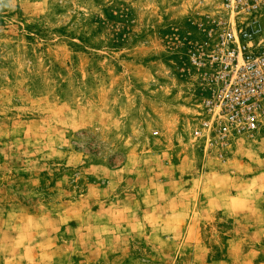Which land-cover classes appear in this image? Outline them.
<instances>
[{
	"label": "rangeland",
	"instance_id": "1",
	"mask_svg": "<svg viewBox=\"0 0 264 264\" xmlns=\"http://www.w3.org/2000/svg\"><path fill=\"white\" fill-rule=\"evenodd\" d=\"M216 0H0V264H264V129L204 122Z\"/></svg>",
	"mask_w": 264,
	"mask_h": 264
},
{
	"label": "built area",
	"instance_id": "2",
	"mask_svg": "<svg viewBox=\"0 0 264 264\" xmlns=\"http://www.w3.org/2000/svg\"><path fill=\"white\" fill-rule=\"evenodd\" d=\"M224 15L208 56L211 121L217 140L264 129V0H216Z\"/></svg>",
	"mask_w": 264,
	"mask_h": 264
}]
</instances>
